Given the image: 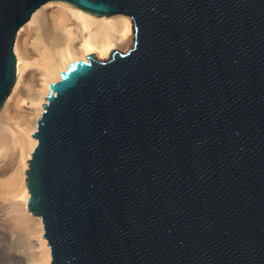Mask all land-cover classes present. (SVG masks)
Instances as JSON below:
<instances>
[{
    "label": "water",
    "instance_id": "water-1",
    "mask_svg": "<svg viewBox=\"0 0 264 264\" xmlns=\"http://www.w3.org/2000/svg\"><path fill=\"white\" fill-rule=\"evenodd\" d=\"M48 1L0 0V109ZM65 1L135 42L50 83L27 170L50 264H264V0Z\"/></svg>",
    "mask_w": 264,
    "mask_h": 264
},
{
    "label": "bare ground",
    "instance_id": "bare-ground-1",
    "mask_svg": "<svg viewBox=\"0 0 264 264\" xmlns=\"http://www.w3.org/2000/svg\"><path fill=\"white\" fill-rule=\"evenodd\" d=\"M134 25L128 14L99 16L65 0H50L20 28L15 43L18 78L0 109V235L8 234L11 220L25 242L16 248L0 239V264L52 260L49 240L42 235L44 220L28 208L27 183L29 160L38 143L34 133L45 110L43 103L48 102L50 83L59 80L73 61L88 60V54L106 60L114 49L126 51L135 42Z\"/></svg>",
    "mask_w": 264,
    "mask_h": 264
},
{
    "label": "rangeland",
    "instance_id": "rangeland-1",
    "mask_svg": "<svg viewBox=\"0 0 264 264\" xmlns=\"http://www.w3.org/2000/svg\"><path fill=\"white\" fill-rule=\"evenodd\" d=\"M130 48H128V49H130ZM6 230H7V233H8L7 235H3V234L0 235V239L3 240V242L5 243V246L12 245V247H16V248L24 246L25 235L23 234V232H20L19 230H17V228L14 226V224H13V222L11 220H9L7 222ZM16 260L20 262L19 259H16Z\"/></svg>",
    "mask_w": 264,
    "mask_h": 264
}]
</instances>
